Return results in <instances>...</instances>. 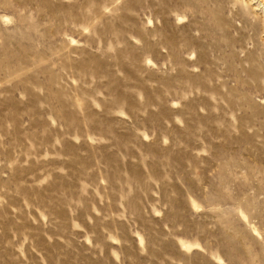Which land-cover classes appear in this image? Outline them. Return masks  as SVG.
Returning <instances> with one entry per match:
<instances>
[{"label": "rangeland", "instance_id": "374dc122", "mask_svg": "<svg viewBox=\"0 0 264 264\" xmlns=\"http://www.w3.org/2000/svg\"><path fill=\"white\" fill-rule=\"evenodd\" d=\"M0 264H264V0H0Z\"/></svg>", "mask_w": 264, "mask_h": 264}]
</instances>
